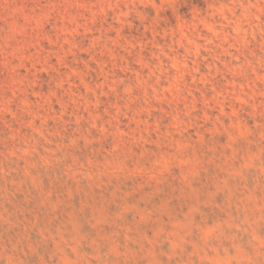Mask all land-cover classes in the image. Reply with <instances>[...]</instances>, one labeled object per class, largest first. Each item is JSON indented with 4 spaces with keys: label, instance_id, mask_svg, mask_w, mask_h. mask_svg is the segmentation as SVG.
Instances as JSON below:
<instances>
[{
    "label": "rangeland",
    "instance_id": "rangeland-1",
    "mask_svg": "<svg viewBox=\"0 0 264 264\" xmlns=\"http://www.w3.org/2000/svg\"><path fill=\"white\" fill-rule=\"evenodd\" d=\"M51 2L0 0V264H264V68L236 75L217 65V91L227 86L236 93L239 87L232 107L210 104L206 122L198 119L204 114L198 103L197 119L172 136L173 146L129 143L124 133L136 125L121 118L119 136L100 138L93 129L99 143L65 147L74 135L71 121L83 116V131L89 114L75 107L62 112L54 101L41 106L58 79L55 70L40 71L35 63L53 47L41 37L52 36L56 21L44 23L40 16ZM56 2L71 5L69 14L87 17L86 8L96 0ZM250 2L264 9V0ZM189 9L187 0H177L161 15L172 23ZM91 36L75 39L87 47ZM249 52L259 54L258 40L243 55L235 53L237 63L251 61ZM86 60L84 53L70 54L65 63L82 70ZM48 64L56 66V58ZM100 80L95 71L86 78ZM79 85L73 74L63 87L83 95ZM185 85L201 98L197 89L203 85L190 77ZM101 101L96 111L103 120L116 97ZM159 107L169 112L183 104ZM160 115L154 112L149 123ZM167 124L161 120V132ZM158 138L153 132L152 139ZM209 220L236 224L239 231L225 232L235 240L205 247L195 230H184Z\"/></svg>",
    "mask_w": 264,
    "mask_h": 264
},
{
    "label": "clouds",
    "instance_id": "clouds-1",
    "mask_svg": "<svg viewBox=\"0 0 264 264\" xmlns=\"http://www.w3.org/2000/svg\"><path fill=\"white\" fill-rule=\"evenodd\" d=\"M176 2L96 0L95 4L86 8L87 17L69 14L67 9L71 5L60 4L56 0L44 6L40 13L43 22L55 19L56 23L52 24V36L41 38L53 47L43 60L37 59L35 63L41 64L40 71L55 70L58 79L53 82L50 94L43 98L41 106L51 105L54 101L60 104L62 112L75 107L77 111L83 108L89 114L83 131V116L71 121L75 125L74 135L65 147H74L81 141L90 146L99 143V139L106 135L119 136L121 118H128L136 125L131 132L124 133L129 143L141 147L147 144H155L158 148L173 146L172 136L192 126L197 119L193 114L198 111V103L203 105L204 112L198 119L206 122L209 120L207 109L210 104L232 107L229 102L235 100L239 87L236 93L227 86L217 91L213 82L218 74L222 75V69L217 65L236 75H243L253 66L264 68V20L261 19L264 9H259L250 0H187L190 4L188 13L169 23L161 13L172 10ZM109 15L111 23L108 22ZM89 33L92 36L88 46L81 47L76 42V36ZM257 40L259 54L249 52L251 61L246 58L245 63H237L239 58L235 53L243 55L249 44ZM78 53L87 56L86 61H81L82 70L73 69L65 63L70 54ZM52 57L57 60L56 66L48 64ZM90 64H94L95 68H90ZM60 68L68 71L62 74ZM91 71L97 72L102 80L86 82ZM73 74L80 81L83 95L79 92L69 94V90L63 87ZM185 77H190L193 84L204 86V90L197 89L201 91L199 100L185 85ZM109 95L115 96L116 102L105 108L103 116L107 119L102 120L96 110L101 106V98ZM177 101L183 104V108L164 112L159 107L162 104L171 107ZM156 111L161 115L149 123ZM236 115L237 110L233 109L230 116ZM163 119H167L168 124L161 132ZM215 122H219V117ZM93 129L100 133V138L92 137ZM153 132L158 133V139H152ZM232 229L239 231L234 223H212L209 220L202 225L189 223L184 230H195L207 247L210 241L222 238L235 240L234 235H225ZM261 246L264 247V244ZM214 264L230 262L217 260Z\"/></svg>",
    "mask_w": 264,
    "mask_h": 264
}]
</instances>
